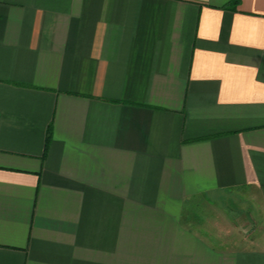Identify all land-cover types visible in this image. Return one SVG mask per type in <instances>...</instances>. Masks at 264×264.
Instances as JSON below:
<instances>
[{
	"label": "crops",
	"instance_id": "0c3cea01",
	"mask_svg": "<svg viewBox=\"0 0 264 264\" xmlns=\"http://www.w3.org/2000/svg\"><path fill=\"white\" fill-rule=\"evenodd\" d=\"M261 225L264 0H0V264H264Z\"/></svg>",
	"mask_w": 264,
	"mask_h": 264
},
{
	"label": "rangeland",
	"instance_id": "374dc122",
	"mask_svg": "<svg viewBox=\"0 0 264 264\" xmlns=\"http://www.w3.org/2000/svg\"><path fill=\"white\" fill-rule=\"evenodd\" d=\"M246 202L248 197H242L237 190L221 192L213 197L200 194L188 201L183 219L193 229L202 232L208 228H227L228 225L245 229L251 225L252 219ZM258 227L257 231L263 233L264 225Z\"/></svg>",
	"mask_w": 264,
	"mask_h": 264
},
{
	"label": "trees",
	"instance_id": "16d2710c",
	"mask_svg": "<svg viewBox=\"0 0 264 264\" xmlns=\"http://www.w3.org/2000/svg\"><path fill=\"white\" fill-rule=\"evenodd\" d=\"M230 2L232 3L233 6H236L237 4L240 3V0H230ZM50 139H51V126L49 127L48 133H47L46 144H45V150L46 151L48 149Z\"/></svg>",
	"mask_w": 264,
	"mask_h": 264
}]
</instances>
